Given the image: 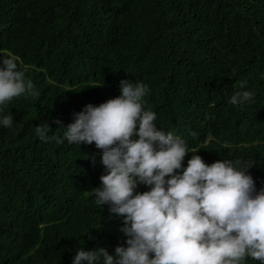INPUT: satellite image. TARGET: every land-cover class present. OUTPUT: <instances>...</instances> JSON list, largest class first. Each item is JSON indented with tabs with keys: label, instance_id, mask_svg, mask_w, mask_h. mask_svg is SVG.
Instances as JSON below:
<instances>
[{
	"label": "trees",
	"instance_id": "16d2710c",
	"mask_svg": "<svg viewBox=\"0 0 264 264\" xmlns=\"http://www.w3.org/2000/svg\"><path fill=\"white\" fill-rule=\"evenodd\" d=\"M8 54L33 92L0 111L13 117L0 127V264H71L79 248L124 244L122 218L90 195L101 150L34 135L47 122L59 137L53 120L118 96L121 79L147 86L142 107L190 151L182 167L193 154L248 161L264 186V0H0ZM238 91L251 99L233 106Z\"/></svg>",
	"mask_w": 264,
	"mask_h": 264
},
{
	"label": "clouds",
	"instance_id": "9594fccd",
	"mask_svg": "<svg viewBox=\"0 0 264 264\" xmlns=\"http://www.w3.org/2000/svg\"><path fill=\"white\" fill-rule=\"evenodd\" d=\"M118 87V96L84 105L67 126L53 120L63 129L59 137L47 135V122L34 128L41 142H83L101 150L104 174L90 195L122 218L124 244L112 254L79 248L71 264H243L246 257L264 264V186L257 189L248 173L252 162L206 164L193 154L182 167L190 151L183 139L158 129L155 113L142 107L147 86L121 79ZM32 92L17 58H0V111ZM251 95L235 92L228 103L243 105ZM12 123V116L0 117V127ZM138 185L147 190L135 191Z\"/></svg>",
	"mask_w": 264,
	"mask_h": 264
}]
</instances>
